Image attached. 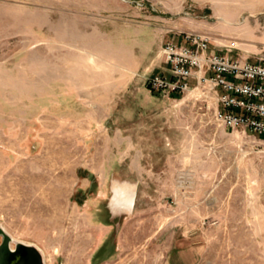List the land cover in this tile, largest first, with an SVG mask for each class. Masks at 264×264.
<instances>
[{
	"label": "rangeland",
	"instance_id": "obj_1",
	"mask_svg": "<svg viewBox=\"0 0 264 264\" xmlns=\"http://www.w3.org/2000/svg\"><path fill=\"white\" fill-rule=\"evenodd\" d=\"M190 31L264 61V0H0L10 246L44 264H264V135L217 120L206 84L146 85ZM68 67L100 76L87 114Z\"/></svg>",
	"mask_w": 264,
	"mask_h": 264
},
{
	"label": "built area",
	"instance_id": "obj_2",
	"mask_svg": "<svg viewBox=\"0 0 264 264\" xmlns=\"http://www.w3.org/2000/svg\"><path fill=\"white\" fill-rule=\"evenodd\" d=\"M181 39L163 42L167 71L150 73L146 85L180 92L206 84L215 94L217 120L227 127L264 135V61L242 58L230 48L218 50L198 32H186Z\"/></svg>",
	"mask_w": 264,
	"mask_h": 264
},
{
	"label": "water",
	"instance_id": "obj_3",
	"mask_svg": "<svg viewBox=\"0 0 264 264\" xmlns=\"http://www.w3.org/2000/svg\"><path fill=\"white\" fill-rule=\"evenodd\" d=\"M0 264H44L39 248L20 240H15L14 245H9L11 239L0 226Z\"/></svg>",
	"mask_w": 264,
	"mask_h": 264
},
{
	"label": "crops",
	"instance_id": "obj_4",
	"mask_svg": "<svg viewBox=\"0 0 264 264\" xmlns=\"http://www.w3.org/2000/svg\"><path fill=\"white\" fill-rule=\"evenodd\" d=\"M163 63V66H161L160 64ZM160 67H162L161 69H165V71H167V64L165 63V61L160 60L159 64ZM127 70H131L133 71L136 68L135 66H128L126 67ZM158 70V69H157ZM100 76L97 75H92V76H88L87 73L85 72V70H82V73H78L76 74L74 71L71 72V68L68 67V73H67V82L71 84L72 88H73V96L72 99H77L80 101V103L83 106V113L82 114H87L85 110V107L87 106L88 102L87 99L88 98H93L92 92H90V89H96L98 90V92L102 89L101 88V84L100 83ZM90 94H92L90 96ZM95 97V96H94Z\"/></svg>",
	"mask_w": 264,
	"mask_h": 264
},
{
	"label": "trees",
	"instance_id": "obj_5",
	"mask_svg": "<svg viewBox=\"0 0 264 264\" xmlns=\"http://www.w3.org/2000/svg\"><path fill=\"white\" fill-rule=\"evenodd\" d=\"M173 94H177L178 92H176V91H174V92H172Z\"/></svg>",
	"mask_w": 264,
	"mask_h": 264
},
{
	"label": "flooded vegetation",
	"instance_id": "obj_6",
	"mask_svg": "<svg viewBox=\"0 0 264 264\" xmlns=\"http://www.w3.org/2000/svg\"><path fill=\"white\" fill-rule=\"evenodd\" d=\"M1 241V240H0Z\"/></svg>",
	"mask_w": 264,
	"mask_h": 264
}]
</instances>
